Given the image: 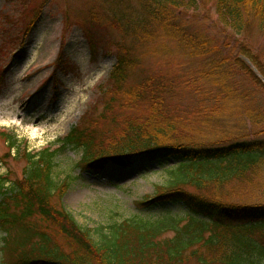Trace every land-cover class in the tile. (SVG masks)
Returning a JSON list of instances; mask_svg holds the SVG:
<instances>
[{
    "label": "trees",
    "instance_id": "16d2710c",
    "mask_svg": "<svg viewBox=\"0 0 264 264\" xmlns=\"http://www.w3.org/2000/svg\"><path fill=\"white\" fill-rule=\"evenodd\" d=\"M138 1L143 11L134 19L113 13L124 38L115 45L100 115L84 118L56 150L30 153L0 133L3 158L27 162L23 178L0 177V229L11 264H264V107L241 77L264 87L247 61L260 76L264 65L246 47L231 60L212 36L192 31L178 12L197 8L198 0ZM216 13L236 35L253 22L264 33V0H216ZM152 43V56L179 58L177 71L129 85ZM117 108L127 112L121 123ZM64 149L81 153L79 166L92 172L109 162H175L166 183L136 207L185 212L117 221L97 229L96 239L62 207L69 184L57 181L54 158Z\"/></svg>",
    "mask_w": 264,
    "mask_h": 264
},
{
    "label": "rangeland",
    "instance_id": "374dc122",
    "mask_svg": "<svg viewBox=\"0 0 264 264\" xmlns=\"http://www.w3.org/2000/svg\"><path fill=\"white\" fill-rule=\"evenodd\" d=\"M197 3L193 10L178 12L192 31L212 36L231 60L246 47L264 65V33L256 23L243 35H236L219 22L216 0ZM121 11L134 19L132 15L140 16L143 8L138 0H0V133L17 137L30 153L56 150L60 140L84 118L100 115L106 101L103 88H107L110 71L117 63L115 45L124 38L114 18ZM126 39L130 41L131 37ZM152 46H144L146 50L129 85L146 74L177 71L179 58L152 56ZM197 64L192 63L190 68ZM256 74L264 83V76ZM241 77L246 81L244 87L264 107V87ZM121 108H117L122 115L120 123L127 115ZM259 139L264 140V135ZM7 151L0 135V157ZM80 159L81 153L64 149L54 158V171L58 182L69 184L62 207L96 239L97 229L117 221L154 217L164 210L178 216L185 212L182 206L136 207V203L154 195L155 186L166 183L167 169L175 162L157 166L136 159L126 167L109 162L103 171L92 172L79 166ZM26 166L22 156L3 158L0 177L19 180ZM4 241L5 233L0 229V264H11Z\"/></svg>",
    "mask_w": 264,
    "mask_h": 264
}]
</instances>
